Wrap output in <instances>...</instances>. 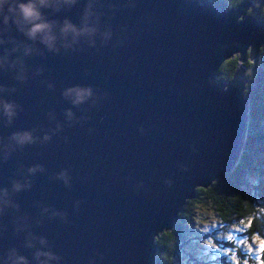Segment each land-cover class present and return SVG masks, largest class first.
I'll list each match as a JSON object with an SVG mask.
<instances>
[{
  "label": "water",
  "instance_id": "obj_1",
  "mask_svg": "<svg viewBox=\"0 0 264 264\" xmlns=\"http://www.w3.org/2000/svg\"><path fill=\"white\" fill-rule=\"evenodd\" d=\"M41 14L53 49L0 16V261L155 264V239L238 162L242 66L264 47V19L248 0L227 11L198 0H76ZM65 21L94 31L73 42L60 34ZM234 55L231 80L218 82ZM69 89L90 95L74 103ZM25 133L31 142L12 139Z\"/></svg>",
  "mask_w": 264,
  "mask_h": 264
},
{
  "label": "trees",
  "instance_id": "obj_2",
  "mask_svg": "<svg viewBox=\"0 0 264 264\" xmlns=\"http://www.w3.org/2000/svg\"><path fill=\"white\" fill-rule=\"evenodd\" d=\"M198 1H209L219 11H227L243 0ZM248 1L258 8L263 20L261 4L264 0ZM237 63L238 56L226 61L217 81L229 82ZM242 69L246 81L243 97L248 103L253 135L250 136L247 128L246 141L234 169L221 180L214 181L211 187L197 189L196 197L183 206L177 227L155 239L158 250L155 264H174L180 256H186L187 264H264V252L255 250L257 244L260 246L264 241V48L258 60L246 61ZM188 224H196L192 240L195 256L183 252L181 234ZM204 226L211 229L204 230ZM198 243L203 247L200 250L205 252L196 255Z\"/></svg>",
  "mask_w": 264,
  "mask_h": 264
},
{
  "label": "clouds",
  "instance_id": "obj_3",
  "mask_svg": "<svg viewBox=\"0 0 264 264\" xmlns=\"http://www.w3.org/2000/svg\"><path fill=\"white\" fill-rule=\"evenodd\" d=\"M76 3V0H0V16L3 17L2 22L7 25L9 18H13V23H16L18 27L22 24L27 27L26 35L29 39H35L40 37L41 43L47 46L49 49H53L57 37L52 32V25L45 22L42 18L41 9L49 6L72 5ZM91 5L85 11V19L92 13L90 11ZM5 12L7 14H5ZM60 34L62 37H67L69 34L72 36L73 42L80 35L91 34L94 29L84 27L79 31L69 22L65 21L60 28ZM28 54V50H25V55ZM6 62L5 58H0V64ZM66 95L73 97L74 103H81L90 95V90L87 89H69ZM4 113L11 117L13 115L12 105H2ZM17 144H24L31 142L29 134H17L12 137ZM17 189L19 185L15 186ZM38 256L40 254H37ZM51 258V257H49ZM11 264H25L22 257H15V255L9 256ZM0 264H4L0 261Z\"/></svg>",
  "mask_w": 264,
  "mask_h": 264
},
{
  "label": "rangeland",
  "instance_id": "obj_4",
  "mask_svg": "<svg viewBox=\"0 0 264 264\" xmlns=\"http://www.w3.org/2000/svg\"><path fill=\"white\" fill-rule=\"evenodd\" d=\"M262 6V9H261V12L262 13H264V1H263V3L261 4ZM257 11H258V13H259V10H258V8H257ZM264 48V47H263ZM262 49V48H261ZM260 49V50H261ZM259 53H260V51H259ZM258 56H259V54H258ZM258 56H257V58H256V60H258ZM236 57V55H234L230 60H232L233 58H235ZM230 60H227V61H230ZM255 60V61H256ZM248 61V60H247ZM254 61V62H255ZM252 124V122H250V120L248 119V129H250V136L251 135H253L252 134V132H251V130L253 131V129H252V127H250V125ZM264 126V125H263ZM245 141H246V139H245ZM245 143V142H244ZM244 143H243V146H244ZM243 146H242V148H243ZM242 153V152H241ZM241 153H240V156H241ZM240 156H239V159H240ZM239 159H238V161H239ZM238 163V162H237ZM236 163V164H237ZM236 166V165H235ZM234 166V167H235ZM234 169V168H233ZM232 169V170H233ZM177 222H178V220H177ZM177 222H176V227H177ZM193 223H195V222H193ZM175 227V228H176ZM198 228L199 227H201V225L200 226H197ZM207 226H204L203 227V229L204 230H208V229H211L210 228V226L209 227H207ZM195 228H196V224H188L187 226H185L184 228H183V230H182V234H181V242L183 243V252H186L187 254H191V255H193V256H195V253H194V250H195V245L192 243V240L194 239V236H195V234H194V232L193 231H195ZM206 228V229H205ZM203 230V231H204ZM200 243V242H199ZM197 244V253H196V255L197 254H199L200 252H205L204 250H200L201 248H203L200 244ZM259 248H260V246L257 244V249L255 248V250H259ZM158 253V252H157ZM156 253V254H157ZM259 253V252H258ZM156 256V255H155ZM256 257H259V254H257V256ZM186 256L184 257V256H180L179 258H176L174 261V264H187L186 263ZM188 262V261H187ZM188 263H190V262H188ZM190 264H192V263H190Z\"/></svg>",
  "mask_w": 264,
  "mask_h": 264
},
{
  "label": "snow or ice",
  "instance_id": "obj_5",
  "mask_svg": "<svg viewBox=\"0 0 264 264\" xmlns=\"http://www.w3.org/2000/svg\"><path fill=\"white\" fill-rule=\"evenodd\" d=\"M259 251L264 252V241L260 242V248Z\"/></svg>",
  "mask_w": 264,
  "mask_h": 264
},
{
  "label": "bare ground",
  "instance_id": "obj_6",
  "mask_svg": "<svg viewBox=\"0 0 264 264\" xmlns=\"http://www.w3.org/2000/svg\"><path fill=\"white\" fill-rule=\"evenodd\" d=\"M245 101H246V100H245ZM246 102H247V101H246ZM247 104H248V103H247ZM223 175H225V174H223ZM223 175H222V177H223ZM222 177H221V178H222ZM212 184H213V183H212Z\"/></svg>",
  "mask_w": 264,
  "mask_h": 264
},
{
  "label": "flooded vegetation",
  "instance_id": "obj_7",
  "mask_svg": "<svg viewBox=\"0 0 264 264\" xmlns=\"http://www.w3.org/2000/svg\"><path fill=\"white\" fill-rule=\"evenodd\" d=\"M209 2V1H208Z\"/></svg>",
  "mask_w": 264,
  "mask_h": 264
}]
</instances>
